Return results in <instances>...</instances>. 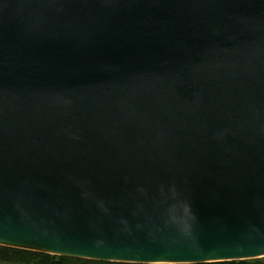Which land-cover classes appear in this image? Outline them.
Masks as SVG:
<instances>
[{
    "label": "water",
    "instance_id": "95a60500",
    "mask_svg": "<svg viewBox=\"0 0 264 264\" xmlns=\"http://www.w3.org/2000/svg\"><path fill=\"white\" fill-rule=\"evenodd\" d=\"M0 247L264 258V0H0Z\"/></svg>",
    "mask_w": 264,
    "mask_h": 264
},
{
    "label": "trees",
    "instance_id": "16d2710c",
    "mask_svg": "<svg viewBox=\"0 0 264 264\" xmlns=\"http://www.w3.org/2000/svg\"><path fill=\"white\" fill-rule=\"evenodd\" d=\"M0 264H121L57 257L0 247ZM210 264H264L263 260L233 261Z\"/></svg>",
    "mask_w": 264,
    "mask_h": 264
},
{
    "label": "rangeland",
    "instance_id": "374dc122",
    "mask_svg": "<svg viewBox=\"0 0 264 264\" xmlns=\"http://www.w3.org/2000/svg\"><path fill=\"white\" fill-rule=\"evenodd\" d=\"M258 260H263V261H264V258H260V259H258Z\"/></svg>",
    "mask_w": 264,
    "mask_h": 264
}]
</instances>
